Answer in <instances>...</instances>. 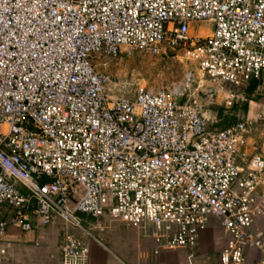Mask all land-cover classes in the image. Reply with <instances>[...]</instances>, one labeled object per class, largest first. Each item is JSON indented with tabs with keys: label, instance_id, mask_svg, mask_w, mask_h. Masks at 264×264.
<instances>
[{
	"label": "built area",
	"instance_id": "1",
	"mask_svg": "<svg viewBox=\"0 0 264 264\" xmlns=\"http://www.w3.org/2000/svg\"><path fill=\"white\" fill-rule=\"evenodd\" d=\"M200 23L209 35L189 36ZM174 51L193 65L180 82L111 94L108 61ZM252 82L264 97V0H0V236L57 219L73 228L58 263L86 264L101 230L76 229L79 215L106 217L153 243L141 259L191 264L213 219L216 264L248 250L264 264V109L220 129L208 116Z\"/></svg>",
	"mask_w": 264,
	"mask_h": 264
},
{
	"label": "rangeland",
	"instance_id": "2",
	"mask_svg": "<svg viewBox=\"0 0 264 264\" xmlns=\"http://www.w3.org/2000/svg\"><path fill=\"white\" fill-rule=\"evenodd\" d=\"M209 32L210 26L207 23L193 24L189 30V36L204 37L209 35ZM192 67L193 65L180 52H168L166 57L162 58H141L136 52H132L130 54H120L116 61H108L105 71L110 78L108 87L111 89V94L116 96L122 94L131 95L136 86H143L152 90H165L170 83L180 82L185 73ZM196 85L201 84L195 82L192 84V87L195 88ZM220 97L221 96L214 101L213 107L209 109L210 113H208L210 121L213 116L215 117V124L213 125L215 129H220L244 118L247 111L242 109L244 104L249 105L250 109H259L262 105L264 106L263 96L252 97L250 95L249 97L245 96L243 101L234 103L230 108H224L220 104ZM249 101H251L252 104H249ZM17 188L20 189L18 186ZM79 219L81 222L79 223V228L76 229L101 230L95 231L94 235L100 238L99 240L107 248L109 254H116L114 251V244L117 243L116 245L124 251L122 253L124 258L128 260L132 255L130 253L131 250H129L130 245L133 241H138V247L142 255L145 253H147L145 255H148L151 246L150 241L142 237L138 240L129 227L111 221L106 217L93 220L79 215ZM65 227L67 229H73L69 224L59 220L49 226L43 227V229H64ZM208 231L211 233L209 242L208 240L206 242L205 239L201 237L198 239L197 247H200V249L194 254V260L191 261V264H197V262L207 264V258L210 259V263L216 258L215 256L221 248L223 240L221 238L220 228L215 220L212 219L210 221L206 230L201 235H204ZM59 241L60 238L58 237L57 245ZM119 257L120 260L123 259L120 255ZM182 264H186L185 258Z\"/></svg>",
	"mask_w": 264,
	"mask_h": 264
},
{
	"label": "crops",
	"instance_id": "3",
	"mask_svg": "<svg viewBox=\"0 0 264 264\" xmlns=\"http://www.w3.org/2000/svg\"><path fill=\"white\" fill-rule=\"evenodd\" d=\"M263 109H264L263 105L259 109L258 108L250 109L249 106L245 116L252 115L254 112ZM257 143L258 142L256 139L255 140L251 139L247 142V146L245 148L246 155H250L252 153L253 147ZM260 153L264 155V142L260 144ZM19 190L20 192H22L21 189ZM0 218L3 220L8 219L6 207H3ZM55 222H57V219L53 220L49 225ZM46 226H42L40 224L34 223L31 229L27 231H23L20 229V227L17 224H8L5 231L0 236V264H59L58 263L59 244L57 245L58 237L61 239L62 235L64 234V229L67 228L65 227L64 229L63 228L43 229V227ZM254 229L264 232V209L261 211V214L256 217L254 221ZM132 231L134 235H136L137 239L140 240L141 239L140 235L136 231L134 230ZM203 232L199 234L198 239L201 237L202 239H205L206 242L207 240L209 242V236L211 235V233L208 231L204 235H201ZM95 237L98 240L100 239L98 236ZM99 242L101 243L100 240ZM137 242L133 241L132 244L130 245L129 250H131L130 253L132 255L131 258L128 260L124 258L122 254L124 251H122V249L116 245L117 243L114 244V251L116 253L115 255L109 254L107 248L102 243L101 244L103 247L91 243L89 247V255L86 264H121V263L136 264L138 262L142 264H182L184 258L186 264H188L187 253L184 251H163L158 256L150 257V258L148 257L147 261L143 260L141 258H143V255L147 253L142 255ZM150 243L151 246L149 249L151 250L153 247V243L151 241ZM198 249H200V247L196 246V249L193 251V255L196 253ZM118 254L123 258V259L121 258L122 260L119 259L120 257ZM215 257L216 258L213 261H211V263L209 261L210 259L208 258L206 262H208L209 264H216L217 255ZM257 258L258 255L255 251L248 250L245 253L244 264H255ZM193 260H194V256H193ZM197 264H201V262H197Z\"/></svg>",
	"mask_w": 264,
	"mask_h": 264
},
{
	"label": "trees",
	"instance_id": "4",
	"mask_svg": "<svg viewBox=\"0 0 264 264\" xmlns=\"http://www.w3.org/2000/svg\"><path fill=\"white\" fill-rule=\"evenodd\" d=\"M254 88H255V83H254V82L250 83L249 86H248V88H247V91H246V96H247V97H249V96L251 95V93H252V91L254 90ZM248 108H249V105H247V104H244V105L242 106V109H243L244 111H246ZM226 126H229V125H226ZM224 127H225V126H224Z\"/></svg>",
	"mask_w": 264,
	"mask_h": 264
}]
</instances>
